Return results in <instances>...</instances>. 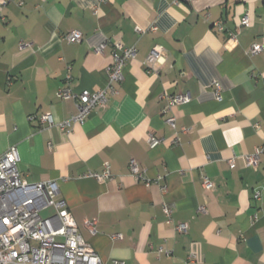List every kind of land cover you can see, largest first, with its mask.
I'll list each match as a JSON object with an SVG mask.
<instances>
[{"label":"crops","instance_id":"crops-1","mask_svg":"<svg viewBox=\"0 0 264 264\" xmlns=\"http://www.w3.org/2000/svg\"><path fill=\"white\" fill-rule=\"evenodd\" d=\"M244 16L249 25L239 28ZM73 30L78 44L63 39ZM113 43L136 54L110 83ZM258 43L262 52L250 55ZM155 46L162 63L152 75L144 61ZM105 88L106 104L83 124L56 127L76 114L60 90ZM175 95L188 103L171 107ZM42 115L54 126L41 125ZM149 134L160 145L150 149ZM263 144L264 0H0V156L15 147L25 181L58 184L102 263L264 264V153L252 167L244 159ZM130 160L148 185L131 175ZM105 166L107 181L83 176ZM85 220L97 222L95 233ZM182 223L186 234L175 230Z\"/></svg>","mask_w":264,"mask_h":264},{"label":"built area","instance_id":"built-area-1","mask_svg":"<svg viewBox=\"0 0 264 264\" xmlns=\"http://www.w3.org/2000/svg\"><path fill=\"white\" fill-rule=\"evenodd\" d=\"M101 2L102 0H98ZM191 2L192 0H184ZM249 25V18L244 16L238 27L243 28ZM218 31H223L221 22L213 25ZM156 26L152 25L147 31L156 32ZM141 32L140 30H138ZM142 33V32H141ZM83 35L80 31L73 30L63 35V39L69 44H78L82 41ZM235 34L228 33L226 41L234 43ZM112 63L107 68L109 82H121L123 69L126 63L134 59L136 51L133 47H124L120 43H113ZM263 45L254 44L249 50L250 55H258L262 52ZM102 47L95 50L101 54ZM162 63V49L155 46L145 58L144 64L147 73L157 75L159 65ZM110 88L100 89L94 93L83 91L78 95H72L68 89L59 91L58 96L62 99L74 98L76 114L69 121L56 125L64 131L73 125L83 124L92 112L106 104V95ZM215 97L218 102L222 100L221 88L215 85ZM188 95H175L170 99V106H178L188 103ZM30 118V121H33ZM41 125L54 126L49 115H42L38 118ZM172 129H175V119H166ZM161 140L152 134L148 135V145L153 149L160 145ZM264 153V144L254 150V153L245 156L247 166H255L260 154ZM19 154L15 147L9 148L0 156V264H105L102 263L92 248L83 240L79 234L78 227L64 201L58 199V184L54 181L29 183L25 181L18 169ZM230 168L234 167V161L228 162ZM129 170L136 181L149 184L143 172L139 169L134 160L129 161ZM98 182L111 179L109 167L105 166L101 173H87L83 175ZM202 185L205 191L214 189V185L202 177ZM253 200L258 201L260 194L255 192ZM45 217L42 212H47ZM163 211L171 222L170 215L172 206L163 205ZM199 211H203L200 208ZM97 222L85 220L83 226L90 233L96 232ZM188 226L178 224L175 230L179 234H186ZM115 235L112 239H120ZM108 264H124L121 261H111Z\"/></svg>","mask_w":264,"mask_h":264},{"label":"rangeland","instance_id":"rangeland-1","mask_svg":"<svg viewBox=\"0 0 264 264\" xmlns=\"http://www.w3.org/2000/svg\"><path fill=\"white\" fill-rule=\"evenodd\" d=\"M48 214H49L48 211H47V212H42V213H41V216H42V217H45V216H47Z\"/></svg>","mask_w":264,"mask_h":264}]
</instances>
